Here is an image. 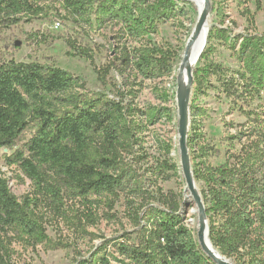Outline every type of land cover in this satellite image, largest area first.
<instances>
[{
	"label": "trees",
	"instance_id": "obj_1",
	"mask_svg": "<svg viewBox=\"0 0 264 264\" xmlns=\"http://www.w3.org/2000/svg\"><path fill=\"white\" fill-rule=\"evenodd\" d=\"M49 2L60 3L78 22L111 30L107 37L110 60L101 66L95 65L92 48L71 37L65 41L73 51L69 53L89 60L101 84H112L114 93L86 90L81 77L54 64L14 59L0 63V149L13 150L23 142L6 160L32 181L31 192L19 200L0 175V264H10L12 234L35 246L52 243L47 235L52 220L80 227L95 223L102 196L108 198L110 209L124 196L129 217L139 226L135 241L128 238L117 244L126 264H217L188 225L177 195L165 193L160 184L171 179L178 163L157 158L153 166L156 190L151 197L157 206L137 203L149 200L151 193L125 164L145 123H152L151 115L137 104L141 88L130 84L129 75L135 72L138 86L169 76L180 55L170 46L134 43L157 33L162 23L177 16L183 10L182 1L0 0V19L18 23L27 17L30 21ZM238 53L242 66L234 72L218 63L195 70V91L215 78L225 96L254 117L257 128L250 135L255 138L241 142L236 151L233 136L225 162L205 161L193 172L196 182L203 183L201 193L214 247L235 264H264V107L251 112L243 107L264 93V33L245 35ZM113 73L125 80L112 83ZM79 81L82 90L73 92ZM191 113L198 115L193 104ZM28 132L31 136L25 141ZM192 141L189 135V146ZM212 150L222 155L219 148ZM70 202L80 207L69 209ZM77 264L112 263L101 255Z\"/></svg>",
	"mask_w": 264,
	"mask_h": 264
},
{
	"label": "rangeland",
	"instance_id": "obj_2",
	"mask_svg": "<svg viewBox=\"0 0 264 264\" xmlns=\"http://www.w3.org/2000/svg\"><path fill=\"white\" fill-rule=\"evenodd\" d=\"M260 2V7H259ZM210 0L211 12L209 17L210 31L205 48L206 54L194 68H204L211 63L222 64L231 72L242 66L238 50L245 35L264 33V0ZM183 10L174 18L160 25L159 31L134 43L135 46L143 44H158L170 46L179 51L180 60L186 41L191 34L192 27L198 15L194 3L182 1ZM44 12L29 21L24 17L18 23L0 19V63L14 59L18 62H40L54 64L81 77L86 90L91 92L106 93L113 96V85L104 86L97 77L94 65L84 57L71 55V49L65 38L71 37L78 42L89 46L95 53V65L101 66L109 62V49L107 37L111 30H98L83 22H78L70 15L60 3H44ZM60 22V26L56 23ZM210 35V37H209ZM114 54V51H113ZM127 79V78H126ZM125 80L117 73L111 76V82L122 83ZM130 84H136L141 88L138 106L149 113L152 123H145L141 133V139L134 147V152L127 156L126 166L135 171V177L145 185L151 195L147 201L138 200L150 205H158L156 199L151 196L156 177L152 176L153 166L157 164V158H168L177 162L179 168L171 171L170 180L161 182L164 192H172L177 195L183 205L188 218L190 210L196 208V204L188 199L186 180L180 165L179 148V116L176 100L175 70L169 76L161 79L147 80L142 86H138L140 79L131 72L128 77ZM136 82V83H135ZM134 85H132L133 87ZM194 82L191 106L197 107L198 115L192 116L189 127V135L193 141L189 146L191 163L193 168L201 166L203 162L219 165L225 162V150L231 147L230 138L235 136L233 149L238 151L241 142H247L250 135L255 132L257 122L253 116L241 112L231 99L222 92L220 83L212 78L210 84L196 92ZM82 83L77 82L73 92L81 91ZM264 93L249 104H244V109L251 112L254 109L263 111ZM157 108L162 110L157 112ZM193 121V123H192ZM28 132L25 141L30 138ZM19 143L16 148L22 146ZM171 150L167 151V146ZM213 147L222 151L217 156ZM15 148V149H16ZM15 149H0V175L8 180L11 192L22 200L32 190V181L15 165L7 163V156ZM144 156H142V155ZM202 182H197L201 190ZM188 191V190H187ZM95 198H97L95 196ZM101 207L95 223L86 224L83 227L72 226L71 223L52 220L47 225V235L52 243L29 245L20 235L12 234L13 241L9 245L10 264H77L83 258L96 260L99 256H107L112 264H126L127 260L117 250V244L122 240L131 238L135 241L139 226L129 217L124 196L115 203L113 209L106 204L108 198H99ZM191 202L189 207L187 203ZM77 202H70L69 209H77ZM143 210L141 212L142 218ZM198 218V212L193 214ZM143 222V218L141 219ZM190 226V218L187 220ZM197 234V231H195ZM54 244V245H53Z\"/></svg>",
	"mask_w": 264,
	"mask_h": 264
},
{
	"label": "water",
	"instance_id": "obj_3",
	"mask_svg": "<svg viewBox=\"0 0 264 264\" xmlns=\"http://www.w3.org/2000/svg\"><path fill=\"white\" fill-rule=\"evenodd\" d=\"M180 1H189V0H180ZM208 4L205 10L199 17L198 23L196 25L195 30L193 31L188 44L184 50V63L187 62V57L191 54V51L194 50L200 35L205 28V26L209 25V17L211 12V3L210 0H207ZM210 29V25H209ZM195 82L194 77V69L191 65L187 66L186 73V85L178 86L176 91V100H177V109L179 116V148H180V165L186 180V185L191 192V196L193 198V202L196 204V210L198 212V219L200 222V226L197 230L198 240L202 247V249L214 259L217 264H235L231 259L227 258L220 252L223 258L218 257L206 244L205 235L206 233L209 236V219L207 215V210L205 206V202L200 189L196 188V179L193 172V166L191 163L188 137H189V127L191 122V95L192 89ZM191 202L187 203V207H189Z\"/></svg>",
	"mask_w": 264,
	"mask_h": 264
},
{
	"label": "bare ground",
	"instance_id": "obj_4",
	"mask_svg": "<svg viewBox=\"0 0 264 264\" xmlns=\"http://www.w3.org/2000/svg\"><path fill=\"white\" fill-rule=\"evenodd\" d=\"M197 11H198V15H197V18L195 20V23L192 27V31H191V34L189 35L187 41H186V45H185V48L188 44V41L193 33V31L195 30L196 28V25L198 23V20H199V17L200 15L202 14V12L205 10L207 4H208V1L207 0H191ZM209 25L207 24L205 26V28L203 29L201 35H200V38L194 48L193 51H191V54L189 55V57H187V62L184 63V58H185V55H184V51H183V54L180 58V60L176 63L175 65V72H176V75H177V81H176V91H177V88L178 86H185L186 85V73H187V66L191 65V67L194 69L196 67V65L198 64L199 60H200V57L202 55V53L204 52L205 48H206V45H207V38H208V34H209ZM184 48V50H185ZM196 188L199 189L198 185H197V182H196ZM188 190V191H187ZM186 190L187 192V195H188V199L191 201V192L189 190V188ZM197 213V210L195 207L192 208V210H190V213H189V216H188V219L190 218V227L192 229H194L195 231L198 230L199 226H200V222H199V219L198 218H194L193 214ZM205 241H206V244L207 246L220 258H223L222 255L220 254V252L217 250V248L214 247L213 243L211 242L210 240V237L208 236V234L206 233L205 235Z\"/></svg>",
	"mask_w": 264,
	"mask_h": 264
},
{
	"label": "built area",
	"instance_id": "obj_5",
	"mask_svg": "<svg viewBox=\"0 0 264 264\" xmlns=\"http://www.w3.org/2000/svg\"><path fill=\"white\" fill-rule=\"evenodd\" d=\"M60 25H61V23H60V22H57V23H56V26H57V27H58V26H60Z\"/></svg>",
	"mask_w": 264,
	"mask_h": 264
}]
</instances>
